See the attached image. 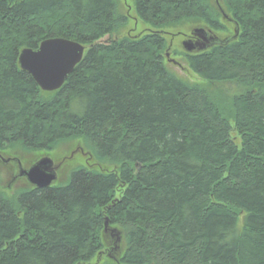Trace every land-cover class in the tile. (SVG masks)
I'll list each match as a JSON object with an SVG mask.
<instances>
[{
  "label": "trees",
  "instance_id": "16d2710c",
  "mask_svg": "<svg viewBox=\"0 0 264 264\" xmlns=\"http://www.w3.org/2000/svg\"><path fill=\"white\" fill-rule=\"evenodd\" d=\"M133 1L154 29L138 37L121 0H0V160L84 138L113 164L0 192V264L99 260L116 250L107 219L116 264H264V0H219L233 21L217 0ZM196 22L240 35L187 52L192 82L167 66V36ZM49 37L86 46L53 91L19 64Z\"/></svg>",
  "mask_w": 264,
  "mask_h": 264
},
{
  "label": "rangeland",
  "instance_id": "374dc122",
  "mask_svg": "<svg viewBox=\"0 0 264 264\" xmlns=\"http://www.w3.org/2000/svg\"><path fill=\"white\" fill-rule=\"evenodd\" d=\"M123 5V10L127 14H129V23L128 25L123 29L122 33H125L128 36L138 37L142 34H145L147 32L153 31V27L143 21L138 14L136 13V10L134 8V1L133 0H121ZM229 29L227 31H216L217 35L221 37H225L227 35L233 34L234 28L233 24L228 22ZM195 27H204L208 29V26L201 23H187V25L179 28L171 29L167 36V39L169 44H171V49L167 52L170 53L169 59L166 57L167 66L174 71L178 76L192 81H201L200 77L196 75L193 71L189 69V64L186 59V53L187 50L185 49L183 45L184 39V33H190L193 28ZM104 39L108 42L110 39V35H106ZM170 59H175V62L169 61ZM6 153L11 156H18L22 160L23 164L25 166H30L33 162L40 159L41 157L50 154L49 156L53 157V159L60 164L59 173L61 171L60 179L57 181H54V185L60 184H66L70 180V173L73 169L84 167L89 168L91 170H99L102 171V168H108L112 167L113 164L110 162H106L103 160H100L98 156L96 155L94 149L85 141L84 138H75L70 139L66 141H62L58 143L54 149L51 150H45V149H33L29 150L24 148L22 145H14L10 146L5 149ZM3 152V149H0V153ZM95 154L96 156L90 158V154ZM7 157V156H6ZM68 158V159H67ZM16 176L14 178V174L12 171V168L4 161L0 160V192L7 193L9 195L16 193L17 191H20L23 188H27L31 186V184L22 176L19 175L20 173V167L16 165ZM63 182V183H62ZM110 234L107 233V238L111 246H117L119 243H116V239L111 237ZM115 243V244H114ZM122 244V241L120 243V246ZM125 245V240H124ZM115 246V247H116ZM110 248V246H109ZM121 249L114 250L113 254L105 253L101 257V259L96 260L93 259L88 264H116L117 261L113 256H116L118 254V251Z\"/></svg>",
  "mask_w": 264,
  "mask_h": 264
},
{
  "label": "water",
  "instance_id": "95a60500",
  "mask_svg": "<svg viewBox=\"0 0 264 264\" xmlns=\"http://www.w3.org/2000/svg\"><path fill=\"white\" fill-rule=\"evenodd\" d=\"M217 3L223 16L233 21V18L222 8L219 0ZM236 24L235 33L225 37L214 34L204 27H196L191 32L196 40L192 37L187 38L183 41V45L188 52H194L208 49L216 44H227L240 35V25L237 22ZM85 51L86 46L75 40L65 37H49L43 40L37 48H23L19 54V64L23 70L32 75L43 90L53 91L62 87L75 67L83 60ZM167 57H170L169 52ZM7 160L4 159L5 162ZM15 160L19 161V175L36 188L49 187L59 177L60 164L49 155L41 157L30 166H25L19 157ZM108 223L107 220L104 237L106 239L107 233L111 232V237L119 243L115 248L121 249L122 232L117 228L108 227Z\"/></svg>",
  "mask_w": 264,
  "mask_h": 264
},
{
  "label": "flooded vegetation",
  "instance_id": "af4514ba",
  "mask_svg": "<svg viewBox=\"0 0 264 264\" xmlns=\"http://www.w3.org/2000/svg\"><path fill=\"white\" fill-rule=\"evenodd\" d=\"M184 37H186V38H190V37H192V38H194L195 40H196V37L195 36H192L191 34H184ZM1 154V153H0ZM15 158L16 157H13V156H8L7 158H4V159H8L6 162H8L9 161V159H11L10 161H17V160H15ZM9 161V162H10ZM18 163H19V161H18Z\"/></svg>",
  "mask_w": 264,
  "mask_h": 264
},
{
  "label": "bare ground",
  "instance_id": "6f19581e",
  "mask_svg": "<svg viewBox=\"0 0 264 264\" xmlns=\"http://www.w3.org/2000/svg\"><path fill=\"white\" fill-rule=\"evenodd\" d=\"M108 220V219H107ZM106 220V221H107ZM109 222V221H108ZM105 224H106V222H105ZM106 226V225H105ZM105 226H104V229H105ZM108 227H110V228H117V230H119V231H121L122 232V236H123V230L122 229H120L119 227H117V226H111L110 225V223H108Z\"/></svg>",
  "mask_w": 264,
  "mask_h": 264
}]
</instances>
